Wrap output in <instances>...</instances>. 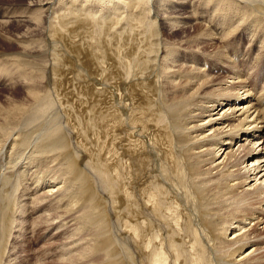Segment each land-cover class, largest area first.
<instances>
[{
	"label": "bare ground",
	"instance_id": "bare-ground-1",
	"mask_svg": "<svg viewBox=\"0 0 264 264\" xmlns=\"http://www.w3.org/2000/svg\"><path fill=\"white\" fill-rule=\"evenodd\" d=\"M8 1L23 9L0 16L30 26L11 37L20 47L0 44V89L28 85L25 101L0 104V262L46 207L57 210L51 231L72 224L76 264H130L133 254L139 264H264V238L249 227L264 215V93L256 80L243 93L240 81L224 88L208 71L249 59L246 39L260 44L264 69V0ZM209 8V25L195 22ZM179 34L178 47L161 40ZM32 35L41 38L23 41ZM201 39L216 49H193L197 71L167 63ZM47 188L56 209L34 207L37 195L28 204ZM109 206L126 246L110 233Z\"/></svg>",
	"mask_w": 264,
	"mask_h": 264
},
{
	"label": "rangeland",
	"instance_id": "rangeland-1",
	"mask_svg": "<svg viewBox=\"0 0 264 264\" xmlns=\"http://www.w3.org/2000/svg\"><path fill=\"white\" fill-rule=\"evenodd\" d=\"M11 1H13V0H11ZM21 1L28 2L30 0H20V2ZM11 3L12 2H9L8 0H0V6H7L9 8L8 10H6V9L2 10L0 8V11H2L1 12L2 15L6 16V12L10 11V9H13V8L17 9V10H22L23 9V8H19L18 9V7H12L10 5ZM198 3H199L198 1L195 2V8H197V6L199 4H200L201 8H205L206 7L204 5L205 4L204 2L202 4L201 3L198 4ZM196 4H198V5L196 6ZM166 10L170 11L169 9H166ZM174 12H171V13H174ZM204 12H205V10H203L201 13L196 14L197 17L199 15H201L202 18L198 19V21L195 20V22L202 23L203 25H209V23L212 21L211 19H214V17L211 18L209 16H211V15L214 16L213 15L214 11H213V9L209 8L208 10H206L207 13H204ZM212 12H213V14H211ZM205 16H207V17H205ZM219 17H221V16H219ZM183 18H184V16H182V19ZM221 20H222V18H221ZM9 21L12 22V24L8 23V19L6 17L0 16V22L2 24L11 25V26H9V28L12 30L10 36L6 35L4 32L8 29V27H3L2 24L0 23V44H7V43H10L12 41L13 43L11 42V44H14L16 46H17V44H19L18 46L20 47L21 44L18 41L19 38L17 37V39H16L15 37L14 38H11V37L15 36V33H16L15 30H18V32L20 34L24 35L27 32V29L30 26V24L27 23V22H22L24 20H22L21 22H18L17 19L16 20L9 19ZM31 22H33V21H31ZM166 23L169 24V25H172V26L175 25L174 21L171 22V21L168 20V22H166ZM206 23H208V24H206ZM15 24H17L19 26V29L15 26ZM195 26L196 25H194L193 27H195ZM193 32H194V29H192V33ZM34 35H32L31 38H26L27 40H23V41H31V40H37V39L41 38L39 36H35L34 37ZM135 35L140 36L142 42H143L144 39H146V35L144 33H137ZM169 35H171L170 32H169ZM181 35L182 34H179L178 36L176 35L175 38L172 37V36L171 37L164 36L163 38H161V40H162V42L166 43L167 45H170L172 43L173 44L174 43H178L180 45L181 41H183L184 38L187 37V34H183L182 36ZM141 36H143V37H141ZM217 37L220 38V34H217ZM202 39L198 40V43L200 42L199 47L196 45L197 43H194V45H196V47L187 44L188 47H192V48L189 49V48H186V47H182L181 49L178 48V49L173 50L172 55L168 57V59L170 61H168L166 59L167 56L164 53L162 59H166L167 63H170L172 60L178 61L176 64H174L175 66L179 65V67L182 66L181 68H184V69L186 68L187 70H191L192 69V71H197L195 66H194L196 63L192 62V61H194L196 59L197 56L196 55L195 56L192 55L193 59H192V57L191 58L189 57L194 52V50H197L200 53H203L202 50H200V47L203 50H205L204 49V47H205L206 49H209L210 52L213 51L214 48L216 49V47H211L210 48V46L209 47L206 46V45H209V44L208 43H204L205 40H202ZM143 43H145V41ZM179 45H175L174 44V46H176V47H178ZM259 45L260 44H258L254 48L253 43L250 44V42H248L247 39H246L243 42L242 50H243L244 53L249 52V55H251L250 58H249L250 61H249V59L246 60V58L248 57V56H246L245 57L246 61L245 62L242 61L237 66L236 69H230V66L233 67V64H231V65L227 64L226 65V67H227L226 70H216L215 71V70L208 69V71L209 72H213L214 74H220L221 75V77H220L221 79H219L218 82L222 81V86L224 84H226V82H227V85H225L224 88H230V85H232L234 83H238V81H240V83L243 82V85L245 87L243 88L242 91H239L240 93H243L245 89L251 88L252 87V85H251L252 82L256 80L257 88L261 91L260 93L263 94L264 93V69H260L259 65L257 64V61H256V57L260 54V50H258ZM3 46L4 45H0V51H4L3 50V48H4ZM134 51L137 52L136 50H134ZM19 53L20 52H17V55ZM66 54L67 53L64 52L63 55H66ZM254 58H255V60H254ZM251 63H253V64H251ZM254 65H255V67H254ZM93 66H97V65L95 64ZM97 67H99V66H97ZM191 67H193V68H191ZM239 70H241V72L243 73L242 76H239V73H238ZM30 71H32V68L30 69ZM30 71H28V72H30ZM174 71H176V69H174ZM247 71H249L250 73L249 72L246 73ZM245 73H246V75H245ZM21 75H23V71H22ZM179 76H180L179 80H181V76L182 75H179ZM230 77H232V79ZM246 77H248V79L250 81ZM238 79H240V80H238ZM17 81H19V84H17ZM182 82H185V80L182 79ZM6 86L7 87L5 89H2V88L0 89V104L1 105L10 103L11 101L19 102V101H25L26 100V96L24 94H22V93L27 94V90H25V87L28 86V85L25 84V80L23 79V77L19 78L16 81H11ZM15 87H17V90H15ZM63 89L64 88L62 87L61 91ZM209 91L210 90H207L204 93L205 94L209 93ZM62 92L64 94H68V93L65 92V90H63ZM244 105H247V104H241V103H238V102L234 103V106H244ZM223 106H225V104ZM230 106H231V104H230ZM217 108H219V105H217ZM213 109H215V108H213ZM208 114L212 115L214 113L210 112ZM204 118L205 117L200 118V120H203ZM249 141H251V140H249ZM256 141L257 140H254V142H256ZM244 142L245 141H241V143H244ZM239 144H240V142L235 144V146H234L235 149H237ZM30 150L32 152L34 150V147H32V145L29 147V149L27 150L26 154L28 153V155H31L32 152ZM24 158H28V157L25 156ZM91 171H93V169ZM0 172H1V174L5 175L4 171H0ZM53 172L54 171H52L49 174H47L48 175L46 177V179L48 178L47 179V187H48V182H50L52 180V179H49V178L51 177ZM95 173H96V175L98 174L97 178H95V179L99 180V181L100 180L102 181L103 177H101V175L98 173L97 170H94V173H93V175L96 177ZM98 177L99 178L101 177V178L99 179ZM25 178L28 179L29 177L26 176ZM259 183L260 182H258V185H259ZM252 185L255 186V185H257V183L255 181H253L251 183V186ZM47 191H48V188H47V190L46 189H39V190H37L35 192H32L27 198L28 204H30V206L34 205V201L36 202L38 200V199L35 200L36 199L35 196L37 195L36 197L37 198H41V199H39V203H37V202L35 203L36 205L34 207H40V206L43 205V203H45V202L50 200V201H52V202H50L51 208L54 207L56 209V207H57V204L55 203L56 201L54 202L53 197L49 196L51 198L50 199L48 196H46V192ZM102 191H103V189H102ZM99 194L102 196L101 192H99ZM42 195H44V196H42ZM25 203L20 204L21 207L20 206L17 207L19 211L21 210V208L25 209ZM44 209H46V207ZM44 209H42L37 214H35L27 223H24L23 226L19 227L16 224L19 228L16 229L17 232L13 236H15V238L17 237V241L14 239L12 242H9L6 245V248H7L6 249V256L2 259L0 264H67V263L68 264H76V262L78 261V258L81 256V253H83V252H81V250H83V249H79V248H77L74 245L77 248V250H76L75 247L71 246L73 244L69 243V241L71 239H73V237L69 238L70 235H71V228H68V227L69 226L71 227L72 224L71 225H66V228H64V231H62L63 229H60L61 232L59 230H56V229L51 231L53 229V227L52 226L49 227V225L53 222V220H52L53 216L52 215H54V214H52V213H56L57 210H55V212H51V211H47V210H44ZM59 211H61V210H59ZM109 215L111 217V218L109 217V225H111V227H112V228H110V233L115 235V232L117 231V223L116 222H118V218L116 216V221H114L113 224H112L113 218H112L110 206H109ZM256 217H259V216L257 215ZM260 221H262L261 225L260 224L259 225L255 224V226H249V227L250 228L251 227L252 228L255 227L252 233L257 234L258 237L264 238V229H263L264 228V215H262L260 217ZM257 222L258 221H256L255 223H257ZM118 225H119V222H118ZM19 232H21V233H19ZM36 234H37V237H36ZM115 237L117 239L118 245H120L121 247L126 246V244H124L121 239H119L116 235H115ZM261 244H264V240L261 242ZM68 246L70 248H72V249H70ZM262 247H264V245ZM246 250H248V248ZM79 251H80V253H79ZM130 264H139L138 255H134L133 254V259H132Z\"/></svg>",
	"mask_w": 264,
	"mask_h": 264
}]
</instances>
